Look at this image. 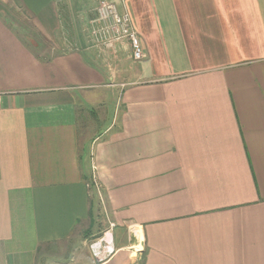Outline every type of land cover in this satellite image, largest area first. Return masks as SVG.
Instances as JSON below:
<instances>
[{
    "label": "crops",
    "instance_id": "0c3cea01",
    "mask_svg": "<svg viewBox=\"0 0 264 264\" xmlns=\"http://www.w3.org/2000/svg\"><path fill=\"white\" fill-rule=\"evenodd\" d=\"M96 7L0 0V264H264V0Z\"/></svg>",
    "mask_w": 264,
    "mask_h": 264
},
{
    "label": "built area",
    "instance_id": "2783aa9c",
    "mask_svg": "<svg viewBox=\"0 0 264 264\" xmlns=\"http://www.w3.org/2000/svg\"><path fill=\"white\" fill-rule=\"evenodd\" d=\"M125 0H97V7L91 20V32L96 44L107 49L120 42H128L132 58L143 61L146 56L138 31L134 28L128 12H122L120 5Z\"/></svg>",
    "mask_w": 264,
    "mask_h": 264
},
{
    "label": "rangeland",
    "instance_id": "374dc122",
    "mask_svg": "<svg viewBox=\"0 0 264 264\" xmlns=\"http://www.w3.org/2000/svg\"><path fill=\"white\" fill-rule=\"evenodd\" d=\"M76 10H78V13H80V12H82L83 11V7L82 8H76ZM91 13V12H90ZM79 15V14H78ZM21 16H22V22H23V24H22V27H30V26H32V23H30L29 21H28V19L26 18V14L23 12V13H21ZM86 20V17H85V15H84V13L82 12V13H80V15H79V18H77L76 17V23H74V25H73V27H72V29H73V32H78V31H80L81 29L82 30H86V28H84V26L86 27L87 26V24H85L84 23V21ZM28 24V25H27ZM72 26V25H71ZM91 26V25H90ZM91 28H93L92 26L90 27V41H91V43L92 44H96V41H95V39H94V37L92 36V32H91ZM66 29H69V27H67ZM56 31V30H55ZM87 31V30H86ZM142 45H143V43H142ZM143 49H144V54H145V56H146V49H145V47L143 46ZM145 60V59H144ZM144 60L143 61H141V62H144ZM140 62V63H141ZM135 64H138V62H136ZM115 105V103L113 104V106ZM113 111H114V108H111L110 109V113H112V115H113ZM104 203V202H103ZM109 226V224H105V223H101V230L103 231H105L106 230V228Z\"/></svg>",
    "mask_w": 264,
    "mask_h": 264
}]
</instances>
